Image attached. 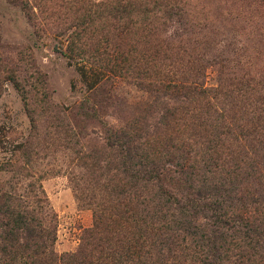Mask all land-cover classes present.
<instances>
[{
    "label": "rangeland",
    "instance_id": "rangeland-1",
    "mask_svg": "<svg viewBox=\"0 0 264 264\" xmlns=\"http://www.w3.org/2000/svg\"><path fill=\"white\" fill-rule=\"evenodd\" d=\"M11 263L264 264V0H0Z\"/></svg>",
    "mask_w": 264,
    "mask_h": 264
},
{
    "label": "trees",
    "instance_id": "trees-1",
    "mask_svg": "<svg viewBox=\"0 0 264 264\" xmlns=\"http://www.w3.org/2000/svg\"><path fill=\"white\" fill-rule=\"evenodd\" d=\"M19 223V224H17ZM20 223H23L20 225ZM25 223V224H24ZM28 224L24 222V220H18L17 222L14 221L12 223L11 229H10V235H11V241L15 242L18 239V236L21 234V231L28 229ZM15 259L14 255H11V260L13 261ZM13 264V263H11Z\"/></svg>",
    "mask_w": 264,
    "mask_h": 264
}]
</instances>
